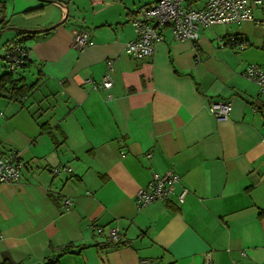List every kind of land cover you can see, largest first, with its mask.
I'll return each instance as SVG.
<instances>
[{"label": "crops", "instance_id": "crops-1", "mask_svg": "<svg viewBox=\"0 0 264 264\" xmlns=\"http://www.w3.org/2000/svg\"><path fill=\"white\" fill-rule=\"evenodd\" d=\"M0 1L7 26L44 29L65 16L45 0ZM54 1L66 20L25 40L30 60L14 72L34 87L20 101L0 96V154L17 151L24 163L15 183H0V260L264 264V91L244 75L249 64L264 71V0L253 21L200 27L194 44L162 27L144 59L125 45L136 38L133 13L154 0ZM81 29L90 44L77 50ZM16 35H1L0 75ZM108 61L111 88L83 83ZM214 101L231 103L226 118L213 115ZM56 166L71 171L54 175ZM167 171L179 176L169 198L137 208V191ZM97 226L115 227L118 244Z\"/></svg>", "mask_w": 264, "mask_h": 264}, {"label": "built area", "instance_id": "built-area-1", "mask_svg": "<svg viewBox=\"0 0 264 264\" xmlns=\"http://www.w3.org/2000/svg\"><path fill=\"white\" fill-rule=\"evenodd\" d=\"M263 0H154L136 9L130 21L136 33V38L125 45V51L134 59L150 57L155 44L162 40L159 29L165 26L171 28L176 40H187L193 44L198 41L200 27H208L215 24H239L244 21H253V10ZM226 42L236 44V38L230 35ZM90 44L88 31L81 29L75 31L72 37V46L82 50ZM243 49L245 43L239 44ZM3 60L7 70L17 71L24 63L30 60V50L27 45L20 42H10L5 48ZM112 61L106 63V71L99 79L85 78L84 84H90L93 89H109L113 85ZM244 75L250 81L256 83L260 91H264V71L258 64H249ZM210 110L217 119H224L231 110V103L227 101H214L210 104ZM24 163L17 151L0 154V183H15L21 174ZM54 175L62 171L70 172L69 166H56L52 168ZM179 176L173 171L164 174H154L146 188L139 189L135 196L137 208H142L151 202L165 201L173 192ZM187 193L182 189L178 194L179 201H183ZM71 200L68 197L62 199V208L68 210ZM95 233L104 235L107 242H118L119 233L115 227L107 230L102 226L95 227ZM148 260H142L141 264H147ZM205 264H209L207 260ZM237 264V263H233Z\"/></svg>", "mask_w": 264, "mask_h": 264}, {"label": "trees", "instance_id": "trees-1", "mask_svg": "<svg viewBox=\"0 0 264 264\" xmlns=\"http://www.w3.org/2000/svg\"><path fill=\"white\" fill-rule=\"evenodd\" d=\"M38 11H40V9L31 10L26 12V15H31ZM0 16L2 17L1 24L4 27H6L7 21L5 20V5L4 2L2 1H0ZM33 34L35 33L17 32L16 37L6 42L4 44V47L7 48L10 42L24 43V41L30 38ZM27 63H24L21 66V68L27 65ZM3 69L4 71L0 75V96H5L8 99L20 101L22 97H24L27 93L31 91V89L34 87L35 84L27 85L21 79L15 78L14 71L7 70L5 63L3 64ZM118 242H116V244H118ZM107 243H115V242H107ZM70 248L71 245H65L64 247L61 248V254H65L69 252ZM54 263H55L54 259L49 257L46 259V262L44 264H54ZM0 264H16V262L10 257L8 253H3L2 258L0 260Z\"/></svg>", "mask_w": 264, "mask_h": 264}, {"label": "water", "instance_id": "water-1", "mask_svg": "<svg viewBox=\"0 0 264 264\" xmlns=\"http://www.w3.org/2000/svg\"><path fill=\"white\" fill-rule=\"evenodd\" d=\"M45 1L46 2H50V3L57 4L59 6H64L65 7V16H64V18L61 21L55 23L54 25H52V26H50L48 28H44V29H24V28H19V27H14V26H7L4 29H1V31H0V38H1V35L5 31H8V30L9 31H15V32H27V33H32V32H34V33L45 32V31H48V30H50V29L58 26L59 24H61L63 21L66 20L67 15H68V11H67L66 5H63L62 3L58 2V1H54V0H45ZM1 20H2V17L0 16V24H1Z\"/></svg>", "mask_w": 264, "mask_h": 264}, {"label": "rangeland", "instance_id": "rangeland-1", "mask_svg": "<svg viewBox=\"0 0 264 264\" xmlns=\"http://www.w3.org/2000/svg\"><path fill=\"white\" fill-rule=\"evenodd\" d=\"M37 14H40V11H38V12H35V13H33V14L29 15V16H33V15H37ZM29 16H27V17H29ZM0 48H1V47H0ZM0 71H1V66H0Z\"/></svg>", "mask_w": 264, "mask_h": 264}]
</instances>
